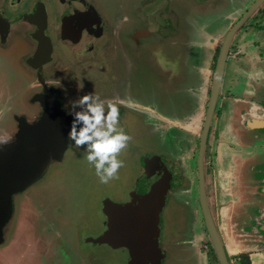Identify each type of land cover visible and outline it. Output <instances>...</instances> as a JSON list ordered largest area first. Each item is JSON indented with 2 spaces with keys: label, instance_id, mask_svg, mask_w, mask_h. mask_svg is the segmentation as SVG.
Masks as SVG:
<instances>
[{
  "label": "flooded vegetation",
  "instance_id": "af4514ba",
  "mask_svg": "<svg viewBox=\"0 0 264 264\" xmlns=\"http://www.w3.org/2000/svg\"><path fill=\"white\" fill-rule=\"evenodd\" d=\"M80 1L0 0V31L6 29L7 37L13 38L21 35L22 31L43 30L48 39V47H51V49H45L46 55L41 56L42 60L33 65L12 57V52L21 54L22 57L28 55V58L35 54L38 50L36 48L38 41L31 36V38L27 37L30 45L24 41L20 43V46L8 48L0 46V123L4 126L10 127L17 114H22L30 120L39 115V111L32 109L39 106H25L21 102V94L27 90L22 74H98L95 64L91 65V62L94 63L96 59L93 48L89 46L92 55L85 57L82 65L83 57L80 55V49H73L64 37L66 32L71 30L69 24L65 22L75 15L72 6L79 4ZM102 1L105 3L104 14H108L110 22L114 18L116 27L118 24L121 25L119 30L130 23L134 4L139 6L137 3L143 2L142 0H137V3L135 0ZM243 2L242 8L239 7L234 11L235 17L225 28L208 33L205 41L202 42L200 53L203 62L196 71L199 80L187 87V96L183 97L184 102H178L175 105L177 107L167 106L163 98L154 94L156 90L152 85L146 87L144 96H132L136 106L146 114L150 122L163 131L172 132L167 149L180 158L185 157L186 170L192 180L193 204H183L181 207L185 211H183L185 225L184 229L179 228L180 237L174 242V246L184 245V248L190 252L189 258L193 264H221L206 226L200 199L201 170L208 206L222 240L228 264H264V163H261V172L256 171L247 175L249 182L239 175L240 170H243L242 166L246 168L248 161H252L251 158H253L254 153L245 150L251 145L250 141L258 138L261 141V150L264 152V68L261 65L262 61L264 64V60L256 61L253 57V54L258 52L259 57L264 59V0L241 24L232 38L223 80L202 147L208 108L225 38L257 0H243ZM36 3H41L43 6L37 5L40 16L35 17L36 23L27 22L25 17L36 12ZM65 14L67 19H64ZM105 20L103 18L106 32L102 35L108 36L113 26L111 27L112 23ZM250 32L253 33L254 39L248 42L247 36ZM93 40L96 44V39L93 37L90 39L91 45ZM0 43L2 44L1 40ZM118 43L114 47L111 45V49L112 47V50L116 49L119 46ZM248 46L252 51H246ZM105 48L107 49L108 46ZM113 53L111 52V57ZM229 60L237 61L238 67L235 70L236 74H233L230 80L227 78L228 81H226ZM130 67L131 74H144L134 62ZM35 88L31 87L30 90ZM38 90L43 91V87ZM142 90H144L143 86ZM147 92L153 97L149 102H143ZM6 97H9L11 102H5ZM64 100L62 95L61 102L66 106ZM168 101L172 103V99ZM2 107L4 110L1 109ZM254 122L263 124L255 126ZM15 124L18 123L15 121ZM175 140L179 146L172 150ZM70 145L71 140L66 152ZM202 148L203 165L201 167ZM184 153L186 155L182 156ZM54 166L51 167L50 173L48 171L24 193L14 195L13 214L5 228V239L0 244V248L8 242L12 230L19 228L20 215L24 210L27 213L26 209H28L23 206V202H28L31 209L29 208L30 214L27 213L26 216L30 223V234L33 240L42 246L41 261L43 259L45 264H53V257L59 260L65 254L67 258L65 264H76V262L79 264V261L83 262L80 255L82 240L89 244L103 246L104 244L95 242L94 238L103 233L107 223L105 219H97L94 224L87 215L84 224L79 228L76 227L73 222L76 203L74 196L78 194V188L76 184L61 183V181L80 179L81 175ZM244 192H248L247 198ZM71 239H73L72 245ZM76 242L79 246L75 245ZM123 251L126 250L123 249ZM0 264L9 263L1 262Z\"/></svg>",
  "mask_w": 264,
  "mask_h": 264
},
{
  "label": "water",
  "instance_id": "95a60500",
  "mask_svg": "<svg viewBox=\"0 0 264 264\" xmlns=\"http://www.w3.org/2000/svg\"><path fill=\"white\" fill-rule=\"evenodd\" d=\"M142 1L136 2L139 6L134 4L130 23L124 25L122 30H119L121 25L116 27L114 18L110 22L108 14H104L105 3L102 0H81L79 4L72 6L75 15L71 16L69 21L65 20L71 30H68L64 37L73 49H80L82 65L85 57L92 55L89 46L93 48L96 59L91 65L95 64L98 74H22L27 90L22 92L21 102L25 106H39L32 108L39 111V115L30 120L22 114H17L14 117L17 125L13 120L10 127L2 125L0 128V141H6L0 143V244L4 242L5 228L13 214L14 195L24 192L40 180L53 165L62 162L65 156L70 144L68 132L73 119L69 114L70 102L87 93H94L106 104L111 102L118 107L119 125L131 137L128 143L130 158L137 161V175L134 171L136 177L130 189L120 188L115 196H111L109 192L102 194L100 207L102 219L106 220L107 226L94 241L111 249L126 250L122 262L115 264H165L170 259L168 250L174 247L179 228L171 229L165 237L167 213L174 206L190 205L191 181L184 159L167 149L172 132L163 131L150 122L146 114L136 106L132 96H144L146 82L148 87H154V94L166 102L172 99L171 96H174L175 92L186 93V73H177L175 64L177 61L182 63L181 66L185 70L187 65L183 62L186 63L188 57L187 53L183 54L184 51L179 49L183 46H186L187 50L190 46L200 48L203 42L200 41L201 38H206L208 33H211L207 29L211 24L201 23V13L215 10L217 20L223 21L230 20L235 12H229L230 9L223 12L219 10L220 5L232 0ZM262 1L257 0L225 38L208 108L202 147L223 80L232 38ZM37 5L42 6L41 3H36ZM38 6L34 14L25 17L27 22L36 23L35 17L40 16ZM192 7L198 9L199 19L195 22L197 35H192L193 31L188 29L186 19L187 14L192 12ZM64 16V19H67V14ZM103 18L113 26L108 36L102 35L106 32ZM7 33L6 29L0 31V46L6 48L28 42L27 37L38 41V50L34 55L28 58V55L22 57L21 54L12 52L15 60L35 65L42 60L41 56L46 55L45 49H51L43 30L22 31L21 35L13 38H8ZM93 37L96 44L93 40L91 45L90 39ZM116 43L119 46L112 50ZM28 44L30 45L29 42ZM111 52H114L112 57ZM175 53L178 54L177 61ZM132 62L138 65L144 74H131ZM31 87L36 88L30 90ZM41 87L43 91L38 90ZM62 95L66 106L61 102ZM4 99L5 102H11L9 97ZM175 103L178 102L172 101L169 105L172 107ZM1 109L4 110L3 107ZM133 123L146 129L144 136L147 138L143 144H140L137 138L139 135L133 133ZM253 124L260 126L263 123ZM202 161L203 148L200 152L201 167ZM200 199L206 226L220 262L228 264L222 240L208 206L202 170Z\"/></svg>",
  "mask_w": 264,
  "mask_h": 264
},
{
  "label": "rangeland",
  "instance_id": "374dc122",
  "mask_svg": "<svg viewBox=\"0 0 264 264\" xmlns=\"http://www.w3.org/2000/svg\"><path fill=\"white\" fill-rule=\"evenodd\" d=\"M226 1V0H225ZM232 2H225L222 5L219 6V10L221 12L227 11L228 9L229 12L236 11L237 9L242 8L243 5V0H235L233 5ZM235 6V8H234ZM197 10L196 8L192 7V12L187 14V22L189 24L188 29L192 30L193 33L192 35H197L195 22L198 21L199 15H197ZM215 10H210L207 12L201 13V23H207L208 22L211 24L208 26V31L209 32H215L218 29H223L227 26L228 22L232 20L235 15H232L230 20H217V16L214 14ZM213 13V14H210ZM198 16V17H197ZM196 20V21H195ZM211 21H213L211 23ZM252 32V30H251ZM248 34L247 40L250 42L252 39H254L253 33ZM205 37H202L200 41H205ZM261 44V42H259ZM262 45V44H261ZM191 48L187 50L188 48L186 46L181 47L179 50H183V54L187 53L188 60H186V63L183 62V64L187 65V68L184 70V68L181 66V64L178 63L177 58L178 54H176L175 60L177 61L175 64V70L177 73L179 71L185 72L186 73V80L184 81L187 85V87H190L194 85L199 79V75L196 73L198 67L202 64L203 59H202V54L200 53L201 51V46L195 47V46H190ZM187 50V51H186ZM175 51V50H174ZM178 51V50H177ZM176 51V52H177ZM246 51H252L251 47L248 46L246 48ZM253 57H255L256 61L259 60H264L263 58H260L258 55V52L256 54H253ZM202 59V60H201ZM236 61V60H235ZM239 61V60H238ZM238 62H231L229 60L228 62V68H227V75L225 80L228 81L230 80L231 77H233V74L235 73L236 67H238ZM258 63V62H257ZM262 67L264 68L263 61L261 62ZM183 70V71H182ZM228 78V80H227ZM181 81V80H180ZM146 85L148 86L149 84ZM184 96H187V93L184 92H178L174 93V96H171L172 101L174 102H184L185 98ZM151 93L147 92L145 94V99L143 102H149L150 99H152ZM171 101H167V106ZM176 104V103H175ZM177 107V106H175ZM2 123H0V128L2 127ZM120 126V125H119ZM122 128V126H120ZM146 129L139 125L137 126L136 123H133V133L135 135H139L137 138L140 141V144H143L144 141H146L147 136L145 134ZM176 141V140H175ZM135 142V140H134ZM133 142V143H134ZM250 144L248 147L245 148V150H249L253 152V158L252 161H248L246 168L242 166L243 170H240V174L246 182L248 181L247 175H251V173H256L261 172L260 167L261 163H264V152L261 150V141L258 140V138L250 141ZM179 144L176 141V143L173 144V148L175 147L178 148ZM242 148V147H241ZM186 155L185 153L182 155ZM119 159L124 161V166L119 170L117 178L111 180L109 183L104 184L99 181V178L95 174L94 167L89 165L87 160H86V155L84 152V149L82 148H77L74 145V142L71 141V145L69 150L66 152V155L64 157V160L62 162H58L56 166L61 167L63 169H66L68 171H73L76 174H79L81 177L80 179L72 178V179H63L61 181L64 183H73L74 185L76 184V188L78 194L74 196V200H76L75 203V215L73 222L75 223L76 227L82 226L84 222L86 221L85 219L87 218V215H89V219L93 221L95 224V220H101L103 218V214L101 212V207H100V199L102 197V194L109 192L111 193V196H115L116 193H118L119 189H130L133 183V179L137 175V161L135 159L130 158L129 154V149L128 146L127 148L120 154ZM185 161V166H186V160L185 157L183 158ZM228 159V158H227ZM52 167H55L54 165ZM52 168L49 169L50 170ZM134 171L136 175H134ZM189 176V173H187ZM238 175V176H239ZM190 178V176H189ZM190 181L192 182L191 178ZM245 182V183H246ZM88 184H92L93 186H89ZM86 189V191H83ZM91 189V190H88ZM124 191V190H123ZM24 193V192H23ZM246 198L248 197V192H244ZM250 198V197H249ZM26 199V198H23ZM193 204V201L190 202V205ZM23 206L27 207V213L30 214L29 208L31 209V206L28 202H23ZM90 207V208H89ZM89 210L87 211V209ZM184 209L181 208V206L174 208L167 213V218H166V229H165V237H167L171 231V229L175 230L177 227L181 228L185 225V219H184ZM194 211V210H193ZM88 212V213H87ZM185 212V211H184ZM195 212V211H194ZM27 213L24 210L23 213L20 215L21 219L19 222V228L15 231L12 230L11 234L9 235V240L5 244L4 247L0 248V261L2 263H9V264H45L41 257V251L42 246L40 244H37L33 239L32 235L30 234V223L29 220H27ZM86 213V214H85ZM81 223V225H79ZM84 227L82 228V230ZM180 229V230H181ZM184 229V227H183ZM180 234V233H179ZM180 237V235H178ZM177 240V239H176ZM73 239H71V245H72ZM75 245L79 246V243L76 242ZM184 245H181L180 247H173L168 250L169 258L165 264H193L191 261L190 257V252L184 248ZM125 251L123 249L121 250H115L107 247L106 245H95V244H89L86 243L82 240L80 243V255L83 258V262L79 261V264H115L122 262V259L124 257ZM38 256V261H36V258ZM63 255V254H62ZM54 262L53 264H65L66 257L65 254L64 256L61 257V259H57L54 257L52 258ZM0 262V263H1ZM38 262V263H37ZM78 264V262H76Z\"/></svg>",
  "mask_w": 264,
  "mask_h": 264
},
{
  "label": "clouds",
  "instance_id": "9594fccd",
  "mask_svg": "<svg viewBox=\"0 0 264 264\" xmlns=\"http://www.w3.org/2000/svg\"><path fill=\"white\" fill-rule=\"evenodd\" d=\"M70 103L69 114L73 119L68 138L75 147L84 149L86 160L94 167L99 181L107 184L117 178L124 166L119 156L131 140L119 126V109L111 102L106 104L94 93H87Z\"/></svg>",
  "mask_w": 264,
  "mask_h": 264
}]
</instances>
